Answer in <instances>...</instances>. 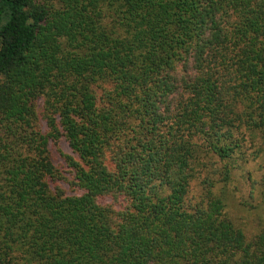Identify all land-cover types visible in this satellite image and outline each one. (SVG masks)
Listing matches in <instances>:
<instances>
[{
  "label": "trees",
  "instance_id": "1",
  "mask_svg": "<svg viewBox=\"0 0 264 264\" xmlns=\"http://www.w3.org/2000/svg\"><path fill=\"white\" fill-rule=\"evenodd\" d=\"M255 158L264 0H0V264H264L224 201Z\"/></svg>",
  "mask_w": 264,
  "mask_h": 264
},
{
  "label": "rangeland",
  "instance_id": "2",
  "mask_svg": "<svg viewBox=\"0 0 264 264\" xmlns=\"http://www.w3.org/2000/svg\"><path fill=\"white\" fill-rule=\"evenodd\" d=\"M186 73H191L189 64L184 68L179 64L175 74L182 76ZM42 103L43 95L37 94L30 103L26 117L32 129L45 133L47 129L41 114ZM46 150L53 167V176L46 178L50 193L78 194L79 190L72 183L71 172L62 157L64 154L74 156L64 138L48 140ZM263 170L258 158L246 160L232 171L229 182L224 186L225 209L246 237H250L264 223Z\"/></svg>",
  "mask_w": 264,
  "mask_h": 264
}]
</instances>
